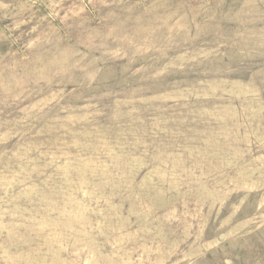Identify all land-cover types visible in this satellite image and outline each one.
Wrapping results in <instances>:
<instances>
[{
	"label": "rangeland",
	"instance_id": "rangeland-1",
	"mask_svg": "<svg viewBox=\"0 0 264 264\" xmlns=\"http://www.w3.org/2000/svg\"><path fill=\"white\" fill-rule=\"evenodd\" d=\"M0 264H264V0H0Z\"/></svg>",
	"mask_w": 264,
	"mask_h": 264
}]
</instances>
